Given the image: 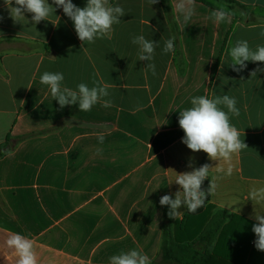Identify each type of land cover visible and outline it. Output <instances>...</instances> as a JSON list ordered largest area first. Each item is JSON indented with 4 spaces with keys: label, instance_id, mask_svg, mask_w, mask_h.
Masks as SVG:
<instances>
[{
    "label": "crops",
    "instance_id": "crops-1",
    "mask_svg": "<svg viewBox=\"0 0 264 264\" xmlns=\"http://www.w3.org/2000/svg\"><path fill=\"white\" fill-rule=\"evenodd\" d=\"M228 1L233 7L194 0V14L185 21L178 10L182 0H109L125 15L109 36L84 43L62 8L38 24L31 13L15 22L0 0V44L21 46L0 49V145L8 136L12 142L24 137L0 157V264H15L4 244L13 232L35 241L39 264H110L113 255L133 249L157 264L164 223L160 198H175L176 173L204 164L213 167L208 179L215 178L217 189L202 209L208 218L223 212L233 222L212 259L262 264L252 227L254 209L264 210V204L254 205L248 194L264 187V71L251 76L264 62L248 61L236 72L228 52L240 40L253 50L264 45V0ZM216 10L228 18L215 22ZM139 35L158 42L151 61L155 75L147 61L138 60L132 39ZM169 38H175V52L164 54ZM46 71L63 73L62 87L72 90L80 83L109 84V95L87 112L78 104L61 108L40 83ZM225 94L237 101L239 115L229 113L230 123L248 146L230 163L192 152L178 123L193 97ZM104 100L111 106L103 107ZM178 211L172 223L184 218L186 208Z\"/></svg>",
    "mask_w": 264,
    "mask_h": 264
},
{
    "label": "clouds",
    "instance_id": "clouds-1",
    "mask_svg": "<svg viewBox=\"0 0 264 264\" xmlns=\"http://www.w3.org/2000/svg\"><path fill=\"white\" fill-rule=\"evenodd\" d=\"M158 0H149L150 5L156 4ZM8 7L10 17L15 22L26 19L25 13H31V21L38 24L48 20V17L55 12L56 8H62L63 13L73 22L78 39L82 42L94 43L98 38L109 36L112 26L120 22V17L125 15L124 9L119 6H112L109 0H86L84 7H78L72 0H4ZM55 5V7H53ZM178 10L183 14L187 21L194 14V0H182L178 5ZM215 22L225 21L227 13L223 10H216L211 13ZM3 17H0L2 20ZM175 38L165 41L162 52L164 54L175 52ZM132 43L139 46L138 60L147 61L146 69L151 70L155 75V64L151 63L154 59L157 41L148 40L144 35L136 36ZM230 57L229 66L233 71L240 72L247 67L246 62H264V45H258L255 50L249 47L246 40L237 41L228 52ZM239 66V67H237ZM257 69L251 72V76H256ZM64 75L61 72H44L40 76V83L47 85L52 97L58 101L61 108L66 105L78 104L79 111L87 112L94 105L99 103L103 97L109 95L108 89L111 85L98 83L89 88L85 83L77 85V90L62 87ZM235 97L228 95L215 96H196L191 99V107L179 112V126L184 132L182 142L192 151H203L214 161H224L230 163L234 154H238L248 146L240 139V131L230 123L231 113L233 116L239 115L236 107ZM227 108V112L222 107ZM108 100L103 101V107H110ZM103 143L104 136L99 137ZM151 146V145H150ZM189 167L192 164L189 163ZM210 167L204 164L199 168H193L190 172L176 173L175 182L180 186V190L175 193L173 199L171 195H164L160 198L161 206H169L168 216L170 218L179 217L182 206L190 213H195L201 208L205 200L210 195H214L217 189L215 178L209 180ZM223 172L224 169H218ZM232 168H227V174L231 175ZM205 180L209 181L208 187L202 189ZM170 182V183H172ZM248 200L254 205L264 204V187L252 188L248 194ZM235 211V209H232ZM240 209H238L239 213ZM254 220L252 231L256 236L254 245L257 250L264 252V210L254 209ZM5 247L15 257V264H39L37 246L33 239L20 233H10L4 241ZM110 264H151L150 258L138 250L121 252L110 257Z\"/></svg>",
    "mask_w": 264,
    "mask_h": 264
},
{
    "label": "trees",
    "instance_id": "trees-1",
    "mask_svg": "<svg viewBox=\"0 0 264 264\" xmlns=\"http://www.w3.org/2000/svg\"><path fill=\"white\" fill-rule=\"evenodd\" d=\"M163 8L168 11L166 5H163ZM173 28L176 31L174 24ZM22 138L24 137L12 142L9 136L6 137L5 142L0 145V157L8 153ZM206 188L207 182L204 181L202 189ZM203 206L195 213L186 210L184 218L173 223L168 216L169 206H164L160 259L157 264H253L255 259H212L219 254L221 246L230 236L228 229L233 222L231 220L226 222V214L223 212H217L208 218V209L205 207L206 209L203 210ZM208 247L211 249L209 250ZM232 251L235 257L239 256L238 248H233Z\"/></svg>",
    "mask_w": 264,
    "mask_h": 264
},
{
    "label": "rangeland",
    "instance_id": "rangeland-1",
    "mask_svg": "<svg viewBox=\"0 0 264 264\" xmlns=\"http://www.w3.org/2000/svg\"><path fill=\"white\" fill-rule=\"evenodd\" d=\"M222 4L226 5L229 8L233 7V5H231L228 0H222ZM26 45L28 47H32L33 46V44H26ZM5 47H17V48H21L20 44L17 46V43H15V42H12V43L3 42V43L0 44V49L5 48Z\"/></svg>",
    "mask_w": 264,
    "mask_h": 264
}]
</instances>
